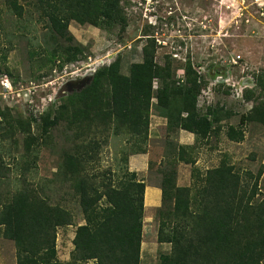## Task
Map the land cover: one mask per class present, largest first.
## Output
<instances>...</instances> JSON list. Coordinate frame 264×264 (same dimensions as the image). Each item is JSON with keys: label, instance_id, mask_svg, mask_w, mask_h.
Here are the masks:
<instances>
[{"label": "rangeland", "instance_id": "1", "mask_svg": "<svg viewBox=\"0 0 264 264\" xmlns=\"http://www.w3.org/2000/svg\"><path fill=\"white\" fill-rule=\"evenodd\" d=\"M19 3L24 7L21 16L7 0H0V110L11 113L13 118L33 119L31 157L37 163L26 172L28 180L53 203L73 214L72 224L58 228L60 260L70 261L76 230L86 220L79 197L61 176L59 166L65 152L94 137L102 142L90 163L94 174L110 170L121 173L126 168L136 171L131 169L130 159L141 153H129L131 148L146 146V167L140 166L136 173L148 186V199L155 203L161 202L162 168L181 144L193 145L187 148V155L195 159L202 172L224 162L231 164L252 187L256 198L263 199L264 123L249 120L240 127V122L254 106L264 104V0H122L127 20L124 29L70 22L69 30L75 37L71 44L80 46L79 53L72 46L69 51L63 49L70 43L51 31L38 0ZM145 49L155 50L156 61L170 65L177 80L184 78L188 59L201 73L200 113L213 120V129L205 139L197 140L194 135L191 144L182 143L180 129L168 135L166 126L157 122L155 105L152 136L147 144L139 136L125 131L116 135L113 129H97L94 125L78 134L80 128L64 120L49 135L41 134L43 113H57L70 93L83 88L99 68L115 60L120 61L121 71L129 74L133 63L147 58ZM74 53L77 57L69 60ZM6 77L13 83L11 91L2 87L1 79ZM158 85L156 80L154 87ZM233 126L243 129V140L229 138L228 130ZM25 136L23 129L17 128L0 150L6 174L0 190L5 195L20 192L22 180L18 177L28 155ZM177 168L178 185L190 186L192 164L179 162ZM160 207H146L145 201L147 232L141 264H159L160 254L171 251V243L159 244L155 238ZM152 247L154 252L150 254ZM0 264H17L16 245L4 236H0ZM87 264L96 262L90 260Z\"/></svg>", "mask_w": 264, "mask_h": 264}, {"label": "trees", "instance_id": "2", "mask_svg": "<svg viewBox=\"0 0 264 264\" xmlns=\"http://www.w3.org/2000/svg\"><path fill=\"white\" fill-rule=\"evenodd\" d=\"M7 1L16 14H23L19 0ZM38 4L47 15L51 31L70 43L63 47L66 51L72 47L76 53L81 50L71 44L75 41L69 30L72 20L105 29H124L127 25L122 0H38ZM155 53L145 49L147 58L133 63L129 74L121 71L119 60L99 68L88 84L69 94L57 113L41 115V134L49 135L64 120L79 127L78 134L94 125L97 129H113L116 135L125 131L139 136L147 144L156 98L158 114L167 118L168 135L185 129L197 140L205 139L213 129V120L200 113L201 73L188 59L184 78L177 80L172 67L160 65ZM71 57L69 60L77 54ZM0 114V150L17 128L26 135L28 155L18 177L22 180L20 192L10 196L0 190V236L14 241L17 264H87L90 260L96 264H141L147 185L136 171L126 168L121 173H92L90 163L102 143L96 137L65 152L59 171L77 193L86 222L77 228L71 259L64 262L58 258L57 232L59 227L72 224L73 214L28 180L26 172L37 163L31 157L33 119L13 118L2 110ZM249 120L264 123V104L242 116L240 127ZM228 136L241 141L244 131L233 126ZM187 148L193 145H178L162 168L157 239L171 243L172 248L160 254L159 264H263L264 197L256 198L252 187L231 164L224 162L202 172L195 159L188 157ZM146 152V146H141L139 150L131 148L129 154ZM179 162L192 164L190 186L178 185ZM3 164L0 155V187L6 176Z\"/></svg>", "mask_w": 264, "mask_h": 264}, {"label": "crops", "instance_id": "3", "mask_svg": "<svg viewBox=\"0 0 264 264\" xmlns=\"http://www.w3.org/2000/svg\"><path fill=\"white\" fill-rule=\"evenodd\" d=\"M154 99H156V98H154ZM154 99H153V104L155 105L156 104V102H157V100L156 101H154ZM152 109H154V106L152 107ZM151 116H152V111H151ZM156 117H157V122H158V124L159 125H165L166 126V128H167V118L165 117V116H162V115H156ZM152 122H151V119H150V130H151V132H152V129H151V126H152V124H151ZM181 131H180V139H181V142L183 143V142H186V143H190L191 144V141H193L194 140V133L193 132H190V131H188V130H185V129H180ZM167 133L169 134V132H168V128H167ZM150 136H152V133L150 134V132H149V137ZM145 160H146V157H145V153H141V154H136V155H134V157H131V159H130V165L132 166V170H138V168L140 167V166H142V167H144V165H145V167H146V163H145ZM134 166V167H133ZM135 166H137V168L135 167ZM144 167V168H145ZM148 186H146V191H145V201H146V207L148 206V207H160L161 205H162V189H161V202H156L155 203V201H153V199H151V200H149L148 199ZM159 192H160V190H159ZM145 231L147 232V229H146V225H145V222H144V226H143V241H142V249H141V256H142V250L144 251V245H145V240H144V235H145ZM157 233L158 232H156V236H157ZM155 238H157V237H155ZM157 240V239H156ZM158 242V241H157ZM159 244H160V242H158ZM165 243V242H164ZM153 247L150 249V254H153Z\"/></svg>", "mask_w": 264, "mask_h": 264}, {"label": "built area", "instance_id": "4", "mask_svg": "<svg viewBox=\"0 0 264 264\" xmlns=\"http://www.w3.org/2000/svg\"><path fill=\"white\" fill-rule=\"evenodd\" d=\"M260 6L263 7L262 5H260ZM1 84H2L4 91H11L13 89V83H12L11 79H9L7 77L1 79Z\"/></svg>", "mask_w": 264, "mask_h": 264}, {"label": "water", "instance_id": "5", "mask_svg": "<svg viewBox=\"0 0 264 264\" xmlns=\"http://www.w3.org/2000/svg\"><path fill=\"white\" fill-rule=\"evenodd\" d=\"M91 79H92V78H89V81H88L86 84H88V83L90 82ZM86 84H85V85H86ZM85 85H84V86H85ZM84 86H83V87H84ZM65 89H69V88L67 87V88H65ZM80 89H82V88H80ZM80 89H79V90H80Z\"/></svg>", "mask_w": 264, "mask_h": 264}]
</instances>
